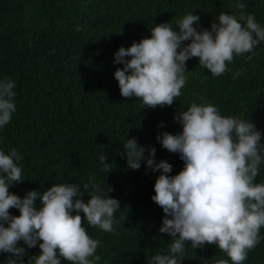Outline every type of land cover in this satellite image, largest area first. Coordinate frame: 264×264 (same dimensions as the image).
<instances>
[{
	"label": "trees",
	"instance_id": "1",
	"mask_svg": "<svg viewBox=\"0 0 264 264\" xmlns=\"http://www.w3.org/2000/svg\"><path fill=\"white\" fill-rule=\"evenodd\" d=\"M236 3L264 27V0H0V81L16 84V111L0 128V150L14 149L22 157L17 161L22 181L13 182L9 192L23 199L29 191L42 194L52 185L76 184L83 191L88 184L80 197L87 203L93 184L104 191L112 188L108 195L120 204L113 231L90 226L86 219L83 223L99 241L95 264H153L154 255L169 253L172 238L159 231L165 213L152 200L162 169L153 171L146 160L154 147L155 163L172 166L167 175L183 170L180 154L165 149L158 137L181 134L177 117L193 102L250 122L264 145V42L250 53L234 54L220 76L200 66L197 57L186 61V83L171 106L148 108L140 98L123 97L114 77L123 69L115 62L118 50L150 38L153 27L170 23L179 31V21L192 13L199 17L193 25L198 32L211 31L220 13L241 11ZM131 138L145 148L139 169H131L125 156ZM101 152L108 170L99 160ZM255 182H264V162ZM9 212L20 215L16 208ZM40 243L28 248L18 242L26 250L23 264H35ZM9 257L0 252V264ZM180 259V264H216L229 257L215 244L192 249L188 241ZM61 264L71 262L61 258ZM243 264H264V227Z\"/></svg>",
	"mask_w": 264,
	"mask_h": 264
},
{
	"label": "clouds",
	"instance_id": "2",
	"mask_svg": "<svg viewBox=\"0 0 264 264\" xmlns=\"http://www.w3.org/2000/svg\"><path fill=\"white\" fill-rule=\"evenodd\" d=\"M234 7L241 11L220 13L211 31L198 32L193 25L199 17L190 13L179 21V31L170 23H161L151 29L150 38L127 49L121 47L115 62L123 64V69L114 73L120 94L140 98L148 108L171 106L181 95L186 61L192 57L213 76L223 75L234 54L250 53L264 42V27L254 15L244 14L243 3ZM184 41L191 42L182 47ZM15 87L11 79L0 81V128L10 123L16 111ZM177 119L182 133H163L158 139L165 149L180 154L183 170L167 175L172 166L164 161L155 163L154 147L148 150L146 160L153 171L162 169L152 200L165 213L160 233L172 238L169 253L154 255L153 264H180L188 241L192 249L215 244L231 264H243L248 251L259 243L264 227V182H255L264 162L261 133L239 117L222 116L211 104L193 102ZM124 148L128 166L139 169L145 148L135 138L127 139ZM21 159L14 149L7 154L0 150V252L10 254L6 264H23L26 250L18 246L19 241L28 248L42 241L41 254L33 257L35 264H61V258L71 264H95L100 260L96 255L99 241L88 235L83 223L86 219L90 226L113 231L114 213L120 208L119 201L108 195L113 189L104 191L93 184L87 203L80 197L87 193L88 184L83 185V191L76 184L52 185L42 194L29 191L21 199L9 192L13 182L22 181L17 165ZM106 159L101 152L99 160L108 170ZM11 208L18 209L20 215H10ZM229 259H219L216 264H229Z\"/></svg>",
	"mask_w": 264,
	"mask_h": 264
}]
</instances>
